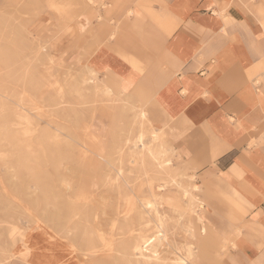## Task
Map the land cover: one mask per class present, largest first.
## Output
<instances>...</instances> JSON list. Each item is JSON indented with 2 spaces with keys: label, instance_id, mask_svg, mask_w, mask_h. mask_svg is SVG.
Wrapping results in <instances>:
<instances>
[{
  "label": "rangeland",
  "instance_id": "374dc122",
  "mask_svg": "<svg viewBox=\"0 0 264 264\" xmlns=\"http://www.w3.org/2000/svg\"><path fill=\"white\" fill-rule=\"evenodd\" d=\"M111 2L0 0V264H126L138 246L173 264L186 243L195 252L189 264H234L242 201L183 157L149 97L122 94L91 71L121 11ZM157 151L168 160L162 171ZM168 182L161 196L180 198L184 210L179 217V208L162 205L164 241L138 202ZM203 205L204 236L190 215Z\"/></svg>",
  "mask_w": 264,
  "mask_h": 264
},
{
  "label": "crops",
  "instance_id": "0c3cea01",
  "mask_svg": "<svg viewBox=\"0 0 264 264\" xmlns=\"http://www.w3.org/2000/svg\"><path fill=\"white\" fill-rule=\"evenodd\" d=\"M119 2L91 71L150 98L183 157L242 201L234 264H264V0Z\"/></svg>",
  "mask_w": 264,
  "mask_h": 264
},
{
  "label": "bare ground",
  "instance_id": "6f19581e",
  "mask_svg": "<svg viewBox=\"0 0 264 264\" xmlns=\"http://www.w3.org/2000/svg\"><path fill=\"white\" fill-rule=\"evenodd\" d=\"M54 5V4H53ZM61 5V4H60ZM56 6H58V5H56ZM61 7V6H60ZM56 9H57V7H55ZM57 11V13H60L59 12V10H56ZM109 91H108V89H106V91H105V93L107 94ZM142 111V110H141ZM143 113V112H142ZM140 139H141V136H139L138 137V142L140 141ZM158 150H159V148H158ZM160 151V150H159ZM163 151V150H162ZM161 152V151H160ZM160 152H158L157 151V153H155V154H151V157H152V159L154 160V161H159L160 163H158L157 165H156V167L158 168V169H161V170H159V171H162V169L163 168H165V167H168V160H166V161H164L163 160V158L164 157H162V154L159 156V153ZM164 152V154H165V152H167V151H163ZM162 153V152H161ZM168 154V153H167ZM164 156H166V155H164ZM163 160V161H162ZM142 161V160H141ZM140 161V162H141ZM170 162V161H169ZM169 170V169H168ZM165 173V172H164ZM117 176H121V174L118 172L117 173ZM170 183L171 182H168V183H163V185H161V186H158L157 187V189H154V191L151 189V188H149V192H150V197L149 198H145V199H143L142 201H139L138 203H139V205H140V207H141V209H142V211H143V213H145L147 216H149V219H148V222H150V220L154 223V226H155V231H156V235H160V237H159V239L160 238H162V239H165L164 241H167L166 239L168 238L167 237V233H166V220H167V217H168V214L167 213H164V212H162V208H163V204H166V205H168V207L169 208H171V209H175L176 210V208H179L180 209V212L178 213V216L179 215H181V213H182V211L184 210V203L182 202V200L180 199V198H174V197H169L168 199H165L164 197H162L161 196V191H162V189L164 190V189H166V188H169L170 187ZM151 185V184H150ZM152 186V185H151ZM179 186V185H178ZM156 188V187H155ZM198 190V189H197ZM165 193V192H164ZM183 194H184V196H186L187 195V193L185 192V191H183ZM175 201H178V202H175ZM202 204V203H201ZM198 206L200 207V205L198 204ZM190 215L191 216H193L194 218H196L198 221H201L202 219H201V217H200V214H199V212L197 211V210H195V209H192V211L190 212ZM140 217H141V215H140ZM180 217V216H179ZM170 218V217H169ZM173 219H174V217H172ZM191 218V217H190ZM143 220V219H142ZM141 221V220H140ZM169 221H171V219L169 220ZM144 222V221H143ZM146 222V221H145ZM147 224V223H146ZM149 224V223H148ZM147 224V225H148ZM167 226H169L168 225V223H167ZM171 226V225H170ZM171 229H172V227H170ZM187 229L185 230L186 231V233H187V235L186 236H189L190 238H192V227L191 226H189V225H187V227H186ZM173 230V229H172ZM174 232V231H173ZM169 233H172V232H169ZM168 233V234H169ZM174 234V233H173ZM171 235V234H170ZM101 238V237H100ZM154 238V237H153ZM140 239V242H141V240L143 241V243L142 244H144V247L145 248H147V249H151V250H154L152 253H154L155 252V248H154V246L151 244V242H150V240H146L144 237H143V239L142 238H139ZM169 239V238H168ZM101 240L103 241V240H105V239H102L101 238ZM113 240V239H112ZM153 240V239H152ZM156 240H157V238H156ZM170 240V239H169ZM110 241V238H108L107 240H105V248L109 251V252H112L113 250H112V244H107L108 242ZM114 241V240H113ZM104 242V241H103ZM107 242V243H106ZM170 242V241H169ZM175 242V241H174ZM137 245H139V244H137ZM137 245H135L134 247H136ZM73 246V245H72ZM140 246H141V244H140ZM139 247V246H138ZM138 247H136L137 248V250H139V253H137L138 255H137V257H138V259L136 258L135 259V261H125L126 262V264H161L162 263V261H159V259H158V261L157 260H152V259H155L156 257H157V255H156V253L154 254V256H155V258L153 257L152 259H148V258H150V256H146V255H144L145 253H143L142 251H140L141 250V248L139 249ZM74 248V247H73ZM72 248V249H73ZM104 249V248H103ZM134 250V249H133ZM136 250V249H135ZM179 250V249H178ZM182 250H183V252H180L181 253V256H180V258H178L177 259V261L175 262V263H173V264H189V262L188 261H190V260H192L193 259V257H194V254H195V252H194V249H193V246H192V243H186V245L184 246V247H182ZM73 251V250H72ZM103 251V250H102ZM124 251H126V250H124ZM123 252V251H122ZM80 253V252H79ZM125 253V252H124ZM159 253V252H158ZM114 255L116 254V253H113ZM85 255V254H84ZM117 255V254H116ZM118 256V255H117ZM136 256V255H135ZM152 256H153V254H152ZM197 256V255H196ZM130 257V256H129ZM133 257V256H132ZM131 257V258H132ZM148 259H146V258ZM117 259L118 258H120L119 256L118 257H116ZM135 258V257H134ZM139 258H141V260L139 259ZM147 260V261H145V259ZM108 259V258H107ZM123 259V258H122ZM130 259V258H129ZM143 259V260H142ZM114 260H116V259H114ZM119 260V259H118ZM118 263H120L119 261H118ZM117 264V263H116ZM163 264H166V263H164V261H163Z\"/></svg>",
  "mask_w": 264,
  "mask_h": 264
}]
</instances>
